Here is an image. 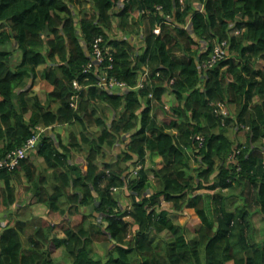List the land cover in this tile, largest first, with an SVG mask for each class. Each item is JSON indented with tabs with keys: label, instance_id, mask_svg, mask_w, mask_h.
<instances>
[{
	"label": "trees",
	"instance_id": "16d2710c",
	"mask_svg": "<svg viewBox=\"0 0 264 264\" xmlns=\"http://www.w3.org/2000/svg\"><path fill=\"white\" fill-rule=\"evenodd\" d=\"M198 2L201 10L192 0H0V159L37 126L49 131L35 150L46 177L31 154L0 170V264H55L61 248L68 264H264L252 221L264 218V66L255 68L264 64V0ZM96 39L108 74L129 87L145 74L143 89L97 88L98 77L82 72ZM222 41L228 49L209 67ZM40 75L51 87L44 101L34 92ZM75 79L88 87L73 109ZM159 107L169 122L155 116ZM64 124H79L78 136L54 132ZM91 126L100 133L87 134ZM118 141L121 153L105 161ZM27 192L45 214L14 220ZM230 199L241 203L229 209ZM169 212H187L197 228L177 226ZM165 230L173 238L156 249ZM94 242L106 243L103 257Z\"/></svg>",
	"mask_w": 264,
	"mask_h": 264
},
{
	"label": "rangeland",
	"instance_id": "374dc122",
	"mask_svg": "<svg viewBox=\"0 0 264 264\" xmlns=\"http://www.w3.org/2000/svg\"><path fill=\"white\" fill-rule=\"evenodd\" d=\"M192 1H193L194 6L201 9L199 6L200 2H198V0H192ZM88 7H90V6L88 5ZM74 9H75V11L76 10L80 11L81 7L79 5H76V8H74ZM79 13L81 14V12H79ZM145 23L146 22L144 21V24ZM109 36L117 37L113 32H111L109 34ZM118 36H120V33H118ZM134 42L137 43L140 41H139V39L137 41V39L134 38ZM136 47L139 48L137 45H136ZM8 49L12 53L13 64L14 65L18 64V62L20 61V58H19V53H18L17 49H15V45L10 44L8 46ZM12 61H11V67L14 66L12 64ZM263 66H264V64H263V62H261V60L256 61V64H255L256 69H261ZM43 69H44V67H40L38 70V73L41 72ZM43 83L44 82L42 81L41 75L38 76V80L36 82H34V92L36 93V95H38L39 99L42 101H44L46 94L50 90L49 88H51L50 86L46 87ZM28 86H29V83H28ZM95 106L98 108L99 111H106V110H104V106L101 103H96ZM159 109H160V111H156V108H155L153 111V114L155 115V111H156L155 116L159 119L160 122H169L170 117L168 115L163 114V111L165 109L160 108V107H159ZM165 111H167V110H165ZM109 121H108V123H109ZM66 128L68 131H71V132L74 131L75 135H77L81 131V126L79 124L70 125V126H67ZM91 128H92V130L90 132H87V134L89 133L90 136L97 135L101 131V128L96 127V126H91ZM60 129H62V127L61 128L57 127L56 129H54V131L59 133V132H61ZM47 133H46V135H47ZM237 136H238L237 141L244 143V141L246 139L245 131H243V130L237 131ZM121 148H122V143L120 141H118L114 145L113 148L107 149V155H106L105 161H108V162L115 161L116 154L121 153ZM76 153H78V155H76ZM74 155L75 156H73V161L75 160V161L81 162V161H79V157L83 158V155L81 154V152H74ZM97 162H98V165L101 166V163L104 161H103V159H100ZM155 162H160V159L156 158ZM147 165L151 167L152 161H148L146 166ZM83 168H85L84 164H83ZM130 170H132V168H130ZM151 181L154 185L157 184V182L154 179H152ZM119 197H120V200L122 201L123 204H129L130 203V197L127 195L126 191L120 192ZM239 203H241L239 199H230L228 202V207H229V209H233ZM162 204H163L164 209H168L167 204H165V203H162ZM22 208L23 209L18 213V215L17 216L15 215L14 220L30 221L29 219H31L33 217L38 218V217L44 216L45 211H46V208L44 206H31L30 204H26V203H25V207H22ZM169 217L172 219V221L177 226H184V228L189 229L190 231L195 230L198 226V223H199L196 218L192 217L187 212H183V213L169 212ZM76 219H77V217H76ZM76 219L72 220L73 224L77 223L78 219L77 220ZM100 219H101L100 217H96L92 221L95 222V220H96L97 223H100ZM252 221L254 224L253 234H254L255 241L264 240V218H263V216L260 213H256L252 216ZM30 224L34 225V226L36 225L35 223H30ZM32 232H33V228L27 230V232L24 234V242H25V240H27L28 236ZM55 235H57L60 238H63V234L61 233L60 230H55ZM172 238H173V234L171 232L170 233L167 232L166 230L159 233V235L157 236V240L155 242L156 249L164 248L166 242L169 243L172 240ZM92 248L96 253H99V256H101V257H103L106 253L105 252L106 243H104V242H101V243L94 242V243H92ZM51 258L53 259L55 264H68V261H69V258H67V260L64 258L63 248L57 249L55 252H53Z\"/></svg>",
	"mask_w": 264,
	"mask_h": 264
},
{
	"label": "built area",
	"instance_id": "2783aa9c",
	"mask_svg": "<svg viewBox=\"0 0 264 264\" xmlns=\"http://www.w3.org/2000/svg\"><path fill=\"white\" fill-rule=\"evenodd\" d=\"M156 9L160 10L161 7L158 6L156 7ZM159 32V27H156L154 29V33L159 34ZM228 46L229 45L227 41H222L219 45L214 46L210 60H207L205 63H207L209 67H212L216 62L223 58V53L225 52L224 49H228ZM104 60L105 56L99 45V39H96V41L93 43L92 57L85 65H83L82 72L84 74L93 73L96 78L98 77V80L96 81V86L99 90L124 94L128 92L131 88L132 90H140L145 87L146 83L143 80L145 74L139 77L136 86L129 87L125 82L119 81L114 78L113 75L108 74V69H112V66L110 64L104 66ZM88 79L89 77L86 76L84 78V81L87 82ZM87 87L88 85L81 84L76 79L72 81V88L74 92L69 99L70 107H72L73 109H76L78 107L80 95L82 91L87 89ZM149 100H154L152 94H149ZM45 132V128L37 126L33 135L26 140L22 147L10 151L3 158L0 159V170L7 169L10 171L15 168L21 159L26 158L31 152L36 150V147L38 143H40L41 139L44 137Z\"/></svg>",
	"mask_w": 264,
	"mask_h": 264
},
{
	"label": "crops",
	"instance_id": "0c3cea01",
	"mask_svg": "<svg viewBox=\"0 0 264 264\" xmlns=\"http://www.w3.org/2000/svg\"><path fill=\"white\" fill-rule=\"evenodd\" d=\"M49 89H51V88H49ZM56 128L58 127V128H61L62 127V129H60V131L61 132H59V134H61V136L62 137H65V136H67L68 137V130H67V125H56L55 126ZM56 128H54V129H56ZM92 130V128L91 127H89L88 128V132H90ZM49 132V131H48ZM54 132H56V131H54ZM56 133H58V132H56ZM77 136H78V134H77ZM66 137V138H67ZM74 152H76V151H73L72 153H71V157L73 158V156H75L74 155ZM31 154V155H30ZM29 155L31 156V160H32V162H33V164L35 165V167H36V169H37V173L39 174V176H41V177H46L47 176V173H46V171L44 170L45 169V167H46V164H45V162H44V159L42 158V157H39V156H35V151L34 152H31ZM76 155H78V153H76ZM71 158V161L73 160ZM22 182H23V185H25V186H28V184L26 183V181H25V179L24 178H22ZM25 199H27L26 201L24 200V201H21L20 202V205H21V207H24V205H25V203L26 204H30L31 206H43V205H40V204H36V198L33 196V194L31 193V192H27L26 194H25ZM45 207V206H44ZM34 218V217H33ZM170 218V217H169Z\"/></svg>",
	"mask_w": 264,
	"mask_h": 264
},
{
	"label": "clouds",
	"instance_id": "9594fccd",
	"mask_svg": "<svg viewBox=\"0 0 264 264\" xmlns=\"http://www.w3.org/2000/svg\"><path fill=\"white\" fill-rule=\"evenodd\" d=\"M200 10H201V9H200ZM156 27H159V26L157 25ZM156 27H155V28H156ZM155 28H154V29H155ZM159 29H160V27H159ZM153 33H154V30H153ZM159 33H160V32H159ZM154 34H155V33H154ZM156 35H158V34H156ZM152 95H153V94H152ZM153 99H154V97H153Z\"/></svg>",
	"mask_w": 264,
	"mask_h": 264
}]
</instances>
